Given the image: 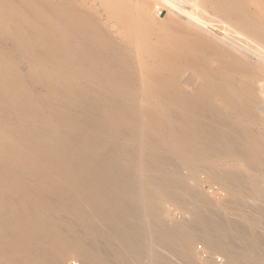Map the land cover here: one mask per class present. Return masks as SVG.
<instances>
[{"label": "bare ground", "instance_id": "obj_1", "mask_svg": "<svg viewBox=\"0 0 264 264\" xmlns=\"http://www.w3.org/2000/svg\"><path fill=\"white\" fill-rule=\"evenodd\" d=\"M64 1L0 0V264H264V0Z\"/></svg>", "mask_w": 264, "mask_h": 264}, {"label": "rangeland", "instance_id": "obj_2", "mask_svg": "<svg viewBox=\"0 0 264 264\" xmlns=\"http://www.w3.org/2000/svg\"><path fill=\"white\" fill-rule=\"evenodd\" d=\"M133 1L140 2V0ZM160 3L161 2H151L147 4L144 3L143 6H139H141L143 10L148 11L156 21L160 22L163 20V18L165 20L166 14L168 16L164 5H161L162 3ZM249 3L251 12L257 15L259 19H262L261 12L257 10L256 1L250 0ZM62 4L64 7H69L72 4H81L85 9H93L94 11H96L100 23L103 25H107V27L110 29V32L119 39V31L116 27V24L109 19V17L103 10L99 0H65L64 2H62ZM241 79L242 77L237 75L238 88L244 86V82L240 81ZM135 90L139 94V96H143V90L138 84L135 85ZM256 131L264 133V127L259 126L256 128ZM221 169L225 171L239 170L247 174L250 173L249 170L243 166V163L240 160L231 163L224 162ZM195 179L198 183V190L201 195L217 205L218 208L223 211L225 217L229 219H235L236 217H239L240 213L238 211H231L223 205V202L229 197V192L223 185L215 182L214 179L208 173H206V171L197 173ZM263 203L264 199H260L258 201L259 205ZM247 215L250 216L251 214ZM185 218L186 215L181 209L176 208L175 206L168 207V210L166 211V224H180ZM249 222L252 223L251 221ZM262 222L264 223V220ZM190 255L196 264H225L226 262V258L223 255L214 252L211 247L204 242L196 243ZM65 264H80V262L74 256H68L65 259Z\"/></svg>", "mask_w": 264, "mask_h": 264}]
</instances>
